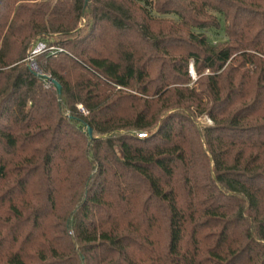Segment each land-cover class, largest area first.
<instances>
[{"label":"trees","instance_id":"trees-1","mask_svg":"<svg viewBox=\"0 0 264 264\" xmlns=\"http://www.w3.org/2000/svg\"><path fill=\"white\" fill-rule=\"evenodd\" d=\"M17 1L0 0V264H264V0ZM157 14L178 24L151 32ZM37 41L62 51L32 70Z\"/></svg>","mask_w":264,"mask_h":264},{"label":"rangeland","instance_id":"rangeland-1","mask_svg":"<svg viewBox=\"0 0 264 264\" xmlns=\"http://www.w3.org/2000/svg\"><path fill=\"white\" fill-rule=\"evenodd\" d=\"M40 0H24V1H17V3L14 5V7L16 6V5H18L19 3H21V2H23V3H27V2H39ZM89 2V1H88ZM124 8H126L127 9V5L124 3ZM130 10H131V13L133 14V17H135L138 21V24L139 23H142V16H141V14L139 13V11L136 9V8H130ZM89 15L90 14V11L88 10L87 12H86V15ZM87 15V16H88ZM85 17V18H82L81 19V21H80V23H79V25H78V27L80 28V30L81 29H85L86 28V26H87V23H88V17ZM156 19H158V20H160V21H164V23H162L161 25H158V23L157 22H154V23H152L151 24V27L149 28V31H151V32H154V33H157V31L159 30V29H162V32L164 33V34H167L168 32H169V29H168V27H163V24H170V22H172V24L174 23V24H178V19H177V17L176 16H174V15H172V14H161V15H158L157 14V16L155 17ZM143 24V23H142ZM159 26V27H158ZM151 29V30H150ZM205 32L207 33V35L209 36V38L211 39V40H219V39H223L224 38V35L221 33V32H215V30H205ZM128 35H129V40L132 42V43H134L135 45H136V48L138 49V51H140V52H146V53H148L149 51H151V47L149 46V44L147 43V42H144V41H142V40H139V38H138V36L135 34V33H128ZM106 37H107V39L111 42V44L113 45V47L114 48H116V46H115V43L117 42V41H120V39H118L119 37L118 36H116V35H113V33H108V35H106ZM37 42H39V41H37ZM36 42V43H37ZM42 42V41H41ZM35 43V44H36ZM44 43V42H43ZM35 44H33V45H30L29 47H28V49L26 50V56H25V58H24V62L29 66V68H30V66H31V63L33 62L34 63V65H35V62H34V58L32 59V61L31 60H29L28 59V57H29V55H30V52H31V50H32V48L34 47V45ZM108 46H109V44H108ZM111 47V46H110ZM109 47V48H110ZM109 48H106V49H109ZM111 50V49H110ZM172 58V56L171 55H169V56H166V57H164V60H165V62H166V64H168L169 63V59H171ZM160 63L161 62H159V61H156L155 63H153L154 64V67L156 68V70L159 68L160 69ZM31 69V68H30ZM195 78L197 79L198 78V76H196L195 75ZM50 79H52V78H48L47 79V82H45V84H44V87L45 88H48L49 86H50V84H52L51 83V81H50ZM196 79H193V78H191V82L189 83V86L191 87V86H193L194 85V82H195V80ZM195 121H196V125L198 126V127H203L204 125H212V120L211 119H209L207 116H199V117H196L195 118ZM37 204H35L34 206H36ZM65 206H67L66 204H63L62 205V208H65Z\"/></svg>","mask_w":264,"mask_h":264},{"label":"built area","instance_id":"built-area-1","mask_svg":"<svg viewBox=\"0 0 264 264\" xmlns=\"http://www.w3.org/2000/svg\"><path fill=\"white\" fill-rule=\"evenodd\" d=\"M46 51H51V52H54V51H62L61 48H57V47H53V46H46L45 43L39 41L37 42L34 47L32 48L31 52H30V55L28 57L29 60L32 61V59L40 54V53H43V52H46ZM30 68L32 70H36V66L34 65V63L32 62L31 63V66ZM189 74L191 75V78L195 79V73H194V70H193V67H192V64H190L189 66ZM77 108L78 110L81 112V113H86V111L84 110L83 106L82 105H77ZM138 136L140 138H144L145 137V133H139Z\"/></svg>","mask_w":264,"mask_h":264},{"label":"water","instance_id":"water-1","mask_svg":"<svg viewBox=\"0 0 264 264\" xmlns=\"http://www.w3.org/2000/svg\"><path fill=\"white\" fill-rule=\"evenodd\" d=\"M89 0H84V9L85 6L87 5ZM51 83L57 88L58 92H60V84L55 80V79H50ZM88 135L91 137L92 136V130L91 128H88Z\"/></svg>","mask_w":264,"mask_h":264}]
</instances>
